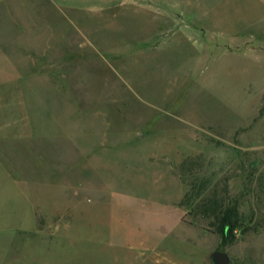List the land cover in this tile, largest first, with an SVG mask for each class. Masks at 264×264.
<instances>
[{"label":"rangeland","instance_id":"374dc122","mask_svg":"<svg viewBox=\"0 0 264 264\" xmlns=\"http://www.w3.org/2000/svg\"><path fill=\"white\" fill-rule=\"evenodd\" d=\"M6 155L0 264H264V0H0Z\"/></svg>","mask_w":264,"mask_h":264},{"label":"crops","instance_id":"0c3cea01","mask_svg":"<svg viewBox=\"0 0 264 264\" xmlns=\"http://www.w3.org/2000/svg\"><path fill=\"white\" fill-rule=\"evenodd\" d=\"M4 136V135H3ZM3 139V138H2ZM6 146L9 148V144H6ZM5 159L2 158L0 156V172L1 174L3 175V178H7L8 180V185H9V189H17L18 190V194L17 197L19 198L20 195H23L24 196V200H25V204H26V207L29 211L32 210L31 208V204H30V198H29V194H24L21 190H27L28 188L31 187V184H30V180H27V179H22V178H19L18 176L16 177L14 174H13V170H14V158L12 155H6L5 156ZM29 213H27L28 215ZM29 219V218H28ZM27 219V221H24V222H20L18 225L16 226H13V232H16V231H23L25 233H29L31 234L32 231L35 232V228L32 227L30 221Z\"/></svg>","mask_w":264,"mask_h":264},{"label":"trees","instance_id":"16d2710c","mask_svg":"<svg viewBox=\"0 0 264 264\" xmlns=\"http://www.w3.org/2000/svg\"><path fill=\"white\" fill-rule=\"evenodd\" d=\"M214 220L216 223L217 231L224 239H228L230 235L235 236L239 229L240 214L236 207H226L214 213Z\"/></svg>","mask_w":264,"mask_h":264},{"label":"water","instance_id":"95a60500","mask_svg":"<svg viewBox=\"0 0 264 264\" xmlns=\"http://www.w3.org/2000/svg\"><path fill=\"white\" fill-rule=\"evenodd\" d=\"M212 259L214 264H230L231 263V259L230 256L222 251H215L212 254Z\"/></svg>","mask_w":264,"mask_h":264}]
</instances>
